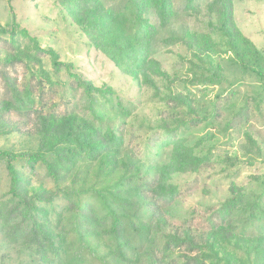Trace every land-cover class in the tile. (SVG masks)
<instances>
[{
  "label": "rangeland",
  "instance_id": "374dc122",
  "mask_svg": "<svg viewBox=\"0 0 264 264\" xmlns=\"http://www.w3.org/2000/svg\"><path fill=\"white\" fill-rule=\"evenodd\" d=\"M186 1L173 0L174 15L167 26H162L154 15L149 14L150 21L158 28L151 56L169 75L168 81H158L161 96L168 95V85L187 94V85L198 112L210 113L209 119L200 125H181L178 130V136L191 145H196L202 137L206 138L203 147L210 149V163L198 172L172 175V182L180 187V194L168 206L163 225L152 221L149 214L138 212L144 199L142 196L135 197L137 192L134 189L129 192L133 205L125 209L113 204L119 213L129 216L144 235L143 240L129 235L133 249L126 250L125 260L114 258L117 257L116 248L105 233L110 222L102 223L97 237L88 238L90 248L81 255L79 250L84 246L78 225L74 222L75 208H71L65 198L43 203L62 249L51 256L55 259L54 264H73V258L78 256L82 257L80 264H159L165 259L160 251L165 235L170 231L180 234L189 232L194 236L207 232L211 222L216 221L212 214L231 197L233 183L245 193L243 204L231 219L236 235L261 233L264 226V80L243 71L230 58L232 54L224 52L227 49L225 39L210 25L212 22L216 26L218 22L216 14L209 9L213 0H195L193 8L188 9L185 8ZM80 2L93 9L97 6L118 8L122 0H0V27L10 31L0 32V150L18 153L36 151L40 146V135L35 126L38 115L89 114V97L75 86L66 67L56 70L49 55L38 54L35 49L38 42L43 48L54 49L61 61L71 63L73 73L80 74L95 86L113 91L109 96L110 104L102 97L99 101L108 112L102 116L103 121L118 125L119 132L124 133L119 159L125 160L130 156L137 160L151 149L160 152L162 161L167 162L171 146L151 148L149 139L152 137L159 143L163 142L162 124L176 127L179 120L172 122L170 115L179 110L176 118H180L185 115L186 108L173 109L154 95L153 89L117 67L96 48L75 20L74 14ZM233 19L237 29L264 55V0H234ZM15 23L16 34L12 37L11 29ZM21 30H25L27 35ZM189 34H197L198 42L192 49L196 54L206 48L203 43L200 45L201 36H212L210 51L206 50L214 63H220L225 77L222 83L195 85L188 81L190 59L192 63L203 66L186 44L191 39ZM173 37L181 40L166 42ZM34 53L39 57L28 60L29 55L34 56ZM11 55H20L25 60L7 64L4 59ZM206 56L202 55V58ZM4 73L18 91H29V97L23 95L26 105L22 113L1 107L4 99H11ZM239 113L243 115L236 117ZM18 166L31 186L57 190L43 164L37 163L31 169L29 163L22 159ZM71 174L62 182L76 192L81 189L95 191L115 179L106 181L104 174L96 175L95 162L83 164L75 177ZM8 190L9 176L5 162L0 158V199ZM105 213L106 210L99 207L97 214ZM137 214L144 216L138 219L135 217ZM35 259L33 251L24 244L5 241L0 224V264H38Z\"/></svg>",
  "mask_w": 264,
  "mask_h": 264
},
{
  "label": "trees",
  "instance_id": "16d2710c",
  "mask_svg": "<svg viewBox=\"0 0 264 264\" xmlns=\"http://www.w3.org/2000/svg\"><path fill=\"white\" fill-rule=\"evenodd\" d=\"M194 1L187 0L185 8H193ZM233 1L213 0L209 3V9L216 14L218 21L216 26L212 22L210 25L225 39L227 49L224 52L231 53L230 58L243 71L251 72L264 80V55L237 29L233 19ZM81 3L83 2L77 5V12L74 10L75 20L93 40L96 48L104 52L117 67L153 89L154 95L159 96L173 109L186 108V111L180 118H176L179 110L170 115L172 122L179 120L176 127L169 128L168 123L162 124L164 127L160 129L165 135L163 142L159 143L152 137L149 139L151 148L171 146L167 162L162 161L160 152H153L151 149L146 150L147 153L137 160L130 156L125 160L119 159L124 133L119 132L118 125L103 121L102 116L108 112L105 111V105L99 101L102 97L110 104L109 96L113 91L95 86L80 74L73 73V65L61 61L54 49H46L38 42L35 43L38 54L49 55L56 70L66 67L75 86L81 88L90 99L87 115L82 116L74 112L38 115L35 126L40 135V146L36 151L18 153L0 150V158L5 162L9 176V190L4 198L0 199V224L4 240L10 244H24L33 251L38 264H54L55 259L51 256L62 250L43 203L65 198L71 208H75L74 222L78 225L84 246L79 250L81 255L90 248L88 238L97 237L102 223L110 222V227L104 232L116 248L117 257L114 258L125 260L126 250L133 249L129 235L137 237L138 240H143L144 235L141 229L130 221V217L119 213L113 204L125 209L133 205L134 201L129 192L134 189L137 192L135 197L142 196L144 199L143 203L139 204L138 212L149 214L152 221L163 225L166 223L165 213L168 212V206L180 194V187L172 182V175L177 172H198L211 160L210 149L205 150L203 147L206 138L202 137L196 145H191L186 139L178 136L181 125L198 126L209 119L210 113L198 112L187 85V94L173 90L168 85V95L161 96L158 81H168L169 75L151 56V46L158 28L150 21L149 14L154 15L159 24L167 26L174 15L173 0H122L118 8L97 6L94 9ZM16 27L17 24L11 29L12 37L16 34ZM0 28V32H10L4 27ZM20 32L27 35L25 30ZM189 37L191 39L186 44L203 66L192 63L190 59L188 81L195 85L222 83L225 77L220 63L212 61L208 49L212 36H201L200 45L203 43L206 48L198 54L192 50L198 42L197 34H189ZM179 40L181 39L173 37L166 42ZM202 55L207 56L202 58ZM29 56L28 60H36L39 57L35 53L34 56ZM182 59L187 60L185 57ZM4 60L8 64L23 62L25 59L20 55H11ZM4 76L11 99H4L1 107L22 113L26 105L23 95L28 96L29 91H18L7 75ZM241 115L243 113L236 117ZM22 159L29 163L31 169H34L37 163L43 164L48 175L56 183L57 190L31 186L18 166ZM93 162L96 163V175L104 174L106 181L109 178L115 179L95 191L81 189L76 192L64 186L62 181L68 174L72 173L75 177L83 164ZM84 172L86 174L88 171ZM230 192L231 197L212 214L216 221L211 222V228L207 232L194 236L189 232L180 234L170 231L165 235L160 248L165 259L159 264H264V226L258 234L236 235L231 219L243 204L245 193L235 183L230 187ZM99 207H103L106 213L98 215ZM143 216L135 215L138 219ZM128 227L136 234L130 233ZM81 259V256L74 257L73 264H80Z\"/></svg>",
  "mask_w": 264,
  "mask_h": 264
}]
</instances>
